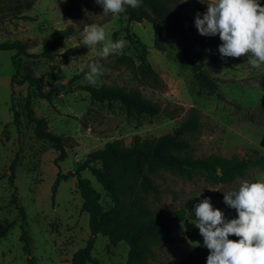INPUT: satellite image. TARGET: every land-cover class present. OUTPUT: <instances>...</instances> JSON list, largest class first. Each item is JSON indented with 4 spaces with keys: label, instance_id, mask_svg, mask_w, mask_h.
Masks as SVG:
<instances>
[{
    "label": "rangeland",
    "instance_id": "374dc122",
    "mask_svg": "<svg viewBox=\"0 0 264 264\" xmlns=\"http://www.w3.org/2000/svg\"><path fill=\"white\" fill-rule=\"evenodd\" d=\"M67 2L0 0V42L21 40L28 44L30 53H42L55 30L70 25L77 30L57 47L54 58H23V71L44 79L46 89L57 82L68 85L51 102L38 97L34 91L32 100L36 115L47 120L49 129L68 138V156L63 161L56 160L58 152L50 145L34 137L25 120L21 129L13 125L12 92L20 105L28 93V85L12 87L15 51L0 50V223L12 224L0 240V264H29L25 241L21 239L23 232L29 237V256L34 264H72L74 253L91 236L89 215L81 209L83 199L76 187V178L62 180L55 196L52 187L59 171L66 174L77 170L89 152L102 148L108 141L122 140L129 145L135 135L157 137L172 132L186 118L189 109L195 107L201 116V132L191 138L196 156L212 153L229 156L234 152L243 155L246 149L256 145L264 148V125L248 119L253 115L257 122L264 120V109H261L264 107V65L252 68L247 53L221 58L219 35H201L194 25L196 14L206 11V3L176 0L173 13L179 22L174 31L216 80L215 92L199 87L191 64L177 49L167 43L163 50L156 48L151 22H129L127 17L104 15L95 0H76L71 9L67 8ZM260 3L264 4V0ZM91 24L104 28L106 40H123L122 53L101 58L98 53L103 41L91 48L75 47L80 43L84 27ZM128 35L139 48L131 43ZM140 52L155 74L144 72ZM82 62L101 65L102 74L96 77L94 86L111 84L139 91L160 107L159 114H138L116 100H93L82 87L90 85L84 74L77 78ZM232 128L237 129L230 134ZM17 153L16 178L11 185L9 166ZM257 170H251L246 178L219 185L210 184L203 177L188 181L162 172L154 178L162 192L156 197L149 196L151 208L163 214L190 204L193 208L203 199L199 196L202 193L214 189L222 194L238 188L243 180H253ZM83 175L100 191L102 203L108 209L112 207L111 198L92 173L85 170ZM13 194L18 196L25 219L13 203ZM206 197L211 198L214 208L226 207L221 196L217 199L208 193ZM108 240L101 234L96 239L92 255L98 264H126L128 245L123 241L111 244ZM177 245V241L157 244L154 247L157 255L147 264H169Z\"/></svg>",
    "mask_w": 264,
    "mask_h": 264
},
{
    "label": "trees",
    "instance_id": "16d2710c",
    "mask_svg": "<svg viewBox=\"0 0 264 264\" xmlns=\"http://www.w3.org/2000/svg\"><path fill=\"white\" fill-rule=\"evenodd\" d=\"M175 1L142 0L139 7H127L119 16L127 17L129 22L144 20L151 22L155 31L156 48L163 50L167 43L177 49L191 64L199 87L215 92L218 86L216 80L204 69L202 63L197 62L193 53L175 34L174 30L179 22V18L173 13ZM75 2L76 0H68L67 8L75 7ZM27 5L30 6L31 3L28 2ZM76 31L73 25L55 30L53 39L42 53H30L28 44L21 40L0 42V50L15 51L12 56L15 69L12 87L16 84L28 85V93L20 105L16 101L14 90L12 92L13 125L21 129L25 120L36 139L44 141L58 152L57 161H63L68 156L67 147L70 146L68 138L53 133L48 127L47 120L36 115L32 105L33 91L38 97L51 102L68 85L57 82L52 88L46 89L44 79L23 71V58L40 56L54 58L57 47L63 40L76 34ZM128 37L131 43L139 48L137 42L131 36ZM140 57L144 72L155 74V70L142 52ZM83 74L80 72L77 78ZM82 87L89 92L93 100H116L128 110L149 116L160 112L157 104L136 90H126L111 84ZM185 117L172 132L157 137L135 135L129 145L122 140L108 141L102 148L89 152L77 170L66 174L58 172L52 187L53 196L57 193L62 180L76 178V187L83 199L81 209L89 215L91 236L87 239L86 245L74 253L72 264H98L92 251L100 234L106 236L111 244L123 241L128 245L126 264H147L150 259L156 257L154 247L159 243H175L181 236L190 238L200 236L198 227L193 222L186 221V208L170 210L168 214L151 208L149 196L156 197L162 192L160 184L154 178L162 172L172 173L188 181L203 177L210 184L219 185L246 178L253 169L264 170V155L255 148L246 149L243 155L234 152L229 156L216 153L196 156L191 138L201 132L200 112L197 108L191 107ZM248 119L264 125V120L257 122L253 115ZM18 159L19 153L9 166L8 176L11 185L15 182ZM85 170H89L107 192L112 200V207L108 209L102 203L100 191L93 186L90 178L84 177ZM12 200L18 205L16 194H13ZM17 208L23 214L19 205ZM22 218L25 219L24 214ZM11 226V223H0V240L7 235ZM21 237L25 241L24 251L28 255V263L34 264V259L29 256V237L25 232Z\"/></svg>",
    "mask_w": 264,
    "mask_h": 264
},
{
    "label": "clouds",
    "instance_id": "9594fccd",
    "mask_svg": "<svg viewBox=\"0 0 264 264\" xmlns=\"http://www.w3.org/2000/svg\"><path fill=\"white\" fill-rule=\"evenodd\" d=\"M95 2L102 7V14L119 16L127 7H139L142 0ZM200 2L206 3L207 9L202 15L196 14L194 25L201 35H219L221 58L247 53L252 68L264 65V4L260 0ZM102 41L98 55L104 59L121 54L125 48L123 40H106L104 28L96 24L84 27L80 43L75 47L91 48ZM79 71L84 73L90 85H95L96 77L102 74L98 62H82ZM223 193L224 203L235 209L233 218H226L221 209L214 208L210 197L203 198L193 207V224L198 227L203 245L209 250L206 264H264V176L243 180L238 188ZM230 235L238 239H230Z\"/></svg>",
    "mask_w": 264,
    "mask_h": 264
},
{
    "label": "crops",
    "instance_id": "0c3cea01",
    "mask_svg": "<svg viewBox=\"0 0 264 264\" xmlns=\"http://www.w3.org/2000/svg\"><path fill=\"white\" fill-rule=\"evenodd\" d=\"M256 127L260 128L258 126ZM236 129L237 128H232L230 130V134L231 132H234ZM234 146H237V144L233 145L232 147ZM238 146H242V144H238ZM243 147H250V145L243 146ZM252 148H255L261 154L264 155V148L262 146L256 145L255 147H252ZM261 176H264V170H257L254 172L253 179H256L257 177H261ZM208 193L213 195L215 198L217 197V199L219 196L223 198V195H224V193L219 194L214 189H211L209 192H206L204 194L202 193L201 195H199L201 196L200 199L205 198ZM190 205L189 207L187 206L188 208L186 207L185 219L188 222L194 223L195 222L194 212H193V208H190ZM219 209H221L224 212L226 218L230 219L236 215L235 209L229 208L227 205L226 207L219 208ZM229 238L238 239V237H235L234 235H230ZM177 242H178V245L175 246L173 253L170 255L169 264H206V258H207V255L209 254V250L206 247H204L203 237L201 235L197 237H191V238L183 237Z\"/></svg>",
    "mask_w": 264,
    "mask_h": 264
}]
</instances>
